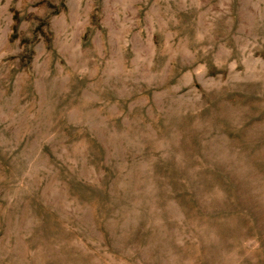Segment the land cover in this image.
Here are the masks:
<instances>
[{
    "label": "rangeland",
    "instance_id": "1",
    "mask_svg": "<svg viewBox=\"0 0 264 264\" xmlns=\"http://www.w3.org/2000/svg\"><path fill=\"white\" fill-rule=\"evenodd\" d=\"M0 264H264V0H0Z\"/></svg>",
    "mask_w": 264,
    "mask_h": 264
}]
</instances>
